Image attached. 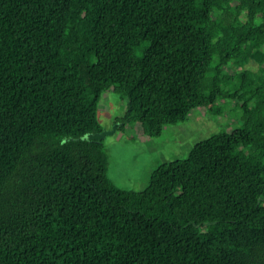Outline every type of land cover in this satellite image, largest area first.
<instances>
[{"label": "trees", "instance_id": "16d2710c", "mask_svg": "<svg viewBox=\"0 0 264 264\" xmlns=\"http://www.w3.org/2000/svg\"><path fill=\"white\" fill-rule=\"evenodd\" d=\"M109 90L118 130L240 124L123 190ZM0 264H264V0H0Z\"/></svg>", "mask_w": 264, "mask_h": 264}, {"label": "rangeland", "instance_id": "374dc122", "mask_svg": "<svg viewBox=\"0 0 264 264\" xmlns=\"http://www.w3.org/2000/svg\"><path fill=\"white\" fill-rule=\"evenodd\" d=\"M125 107L126 99L118 93L109 90L102 94L97 112L102 130H111L115 118L123 115ZM225 109L223 114L217 115L204 107L194 108L184 121L164 125L162 133L156 137L143 134L139 123L126 125L121 130L116 127L113 134L103 139L107 176L120 189L142 191L159 165L185 159L197 142L223 129L237 127L240 124L237 111L229 112V106Z\"/></svg>", "mask_w": 264, "mask_h": 264}, {"label": "water", "instance_id": "95a60500", "mask_svg": "<svg viewBox=\"0 0 264 264\" xmlns=\"http://www.w3.org/2000/svg\"><path fill=\"white\" fill-rule=\"evenodd\" d=\"M118 126V123H115L113 128L111 130H102L101 132H95V133H88L85 136H83V139H93L100 141L104 139L107 135H111L116 131V127Z\"/></svg>", "mask_w": 264, "mask_h": 264}]
</instances>
